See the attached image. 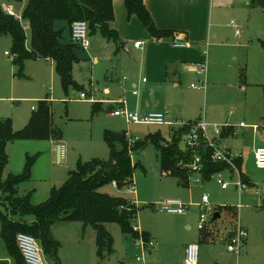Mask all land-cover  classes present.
<instances>
[{
	"label": "rangeland",
	"instance_id": "rangeland-1",
	"mask_svg": "<svg viewBox=\"0 0 264 264\" xmlns=\"http://www.w3.org/2000/svg\"><path fill=\"white\" fill-rule=\"evenodd\" d=\"M191 1L195 11H201L199 19L195 23L193 20L190 28L193 24L203 38L204 44L197 49L201 48V62H205L207 67L206 90L192 89L191 85L197 84L199 77L186 70L179 82H175L174 78L165 81L155 77L146 66L148 57L136 52L134 48L137 40L145 43V35L148 33L141 21L138 23L142 30L128 29L126 25L129 21L124 14L120 25H117L122 31H119L116 24L113 25L125 47L120 50L100 34H91L88 28L90 47H78L76 53L79 63L73 69V78L80 88H69L68 91L63 88L54 63L29 58L21 67L13 62L11 56L5 55L6 52L13 54L12 38L8 35L0 36V121H10L13 130L19 132L29 124L38 102L48 99L52 101L54 125L62 130L60 140L20 139L8 143L9 163L2 179L7 181L10 175H23L28 158L33 159L29 181L17 187V194L19 197L30 195L32 204L38 206L47 202L53 189L64 185L70 173L76 171L81 164L94 160L109 162L110 149L104 141L106 131L126 132L133 139L142 142H146L148 135L158 132L163 138L171 139L172 126L133 123L112 115V112L124 107L122 103L127 110L136 112L141 117L168 113L166 120L179 124L199 119L209 126L229 124L235 127L236 136L227 137L224 141H229L232 147L240 148L243 153L242 174L257 185L260 191L258 196L240 193L233 186L223 190L215 179L200 186L190 184L188 188L180 187L176 178L163 175L161 152L152 142H147L142 148H134L131 152L133 166H136L134 184L119 187L116 183H109L101 187L99 192L133 203L138 214L132 224L145 234L148 233L147 229H157L160 223L168 219L167 214L159 211L158 204L162 201L173 199L190 205L183 216L184 222L178 225L179 231L176 232L175 228L173 236L167 239L170 244L175 242L176 236L179 241L188 242L190 234L186 235V228L190 227L189 233L199 234L197 206L204 195L209 197L214 208L225 204L238 206V221L254 229L252 252L246 262L264 264V172H257L254 151L245 139L244 132L251 130L238 127L241 122L252 124V119L264 117L261 88L264 84V9L256 5L258 0H213L212 9L207 0ZM0 2L5 13L12 16L10 12H13L21 20L27 0ZM203 15L204 18L201 19ZM23 25L29 48V26L27 22H23ZM54 28L62 33L63 44H73L71 27L67 21H56ZM237 30L240 34H236ZM127 33L136 35L137 39L127 42ZM96 57L97 61L94 62ZM241 72L245 73V79L241 77ZM144 78L146 83H143ZM106 88L110 91L105 92ZM134 91L138 92L137 96L133 95ZM81 92H87L88 98H92L93 102L79 100ZM94 103L99 105L97 114L92 112ZM210 133L212 134V127ZM58 144L66 147L65 159L60 162L51 150ZM183 147L182 141L181 148ZM117 149L120 150L121 146L118 145ZM222 176L233 183L239 179L238 175L231 177L228 173ZM6 199V195L0 191V203L4 204ZM219 221V225L226 222L224 214ZM83 227L81 223L56 222L51 234L60 244L57 261L42 250L44 264H143L142 260L144 264H165L163 256L155 255L156 250L152 251L154 256L148 252L145 255H127L124 244L126 239L118 224L106 225L116 245L115 252L111 256L105 254L102 259L97 252L95 230L91 227L84 230ZM215 240L218 242L216 247L228 255L220 238L215 237ZM6 249L0 225V252ZM204 249L203 246L200 247L199 260L203 257ZM246 254L244 246L240 256ZM237 257L235 255V260L227 257L230 259L228 263L237 264ZM137 258L141 261L137 262ZM239 264H244V260Z\"/></svg>",
	"mask_w": 264,
	"mask_h": 264
},
{
	"label": "trees",
	"instance_id": "trees-1",
	"mask_svg": "<svg viewBox=\"0 0 264 264\" xmlns=\"http://www.w3.org/2000/svg\"><path fill=\"white\" fill-rule=\"evenodd\" d=\"M114 2L115 0H27L21 20L5 13L0 2V36L8 35L12 38L14 63L22 67L24 61L29 58L52 61L65 91L69 88L79 89L80 86L73 78L74 66L79 63L76 53L78 47L74 44H63L62 33L55 30L54 23L65 20L71 27L75 21H85L91 34H100L120 50L123 44L118 31L113 27ZM144 2L145 0H125L128 19L138 18L154 40L159 41L171 36L172 32L160 31L156 28ZM256 5L264 9L262 0H258ZM23 22H27L29 26V48ZM262 45L264 47V42ZM240 74L245 79V73ZM34 111L29 124L19 132L13 130L10 121H0V191L7 198L4 204L0 203L1 238L13 257L14 264H25L16 241L19 233L33 236L43 252L57 261L60 244L52 237L51 229L59 221L81 223L84 227L93 228L97 234L98 254L102 259L105 254L110 256L113 253L114 245L106 225L118 224L124 235L138 239L140 235L132 224L138 214L136 206L122 198L105 195L99 192V189L109 183H116L119 187L134 184L136 166H133L131 152L134 148H142L147 142L154 143L161 152L163 175L176 178L180 186L189 185L187 169L179 166L182 160L190 159V153L180 147L183 136L189 130L188 126L174 130L170 140L163 138L158 132L148 135L146 142L136 140L133 143L126 132L108 130L104 134V141L110 149L109 162L94 160L85 165L81 164L76 171L70 173L64 185L53 189L52 196L47 202L35 206L30 195L19 197L17 194V187L29 181L33 159L28 158L23 175H10L7 181L2 179L9 163L8 143L20 139L60 140L62 138V130L53 122L51 101L48 99L39 101ZM92 112L99 113L97 104L92 105ZM232 134L231 129L224 130L221 138H227ZM118 145L121 146L120 150L117 149ZM238 165L241 168L242 162L240 161ZM226 169L225 165L212 163L208 156L205 157L203 172L205 179ZM242 178L244 182H248L244 175ZM143 239H148L146 234L143 235Z\"/></svg>",
	"mask_w": 264,
	"mask_h": 264
},
{
	"label": "crops",
	"instance_id": "crops-1",
	"mask_svg": "<svg viewBox=\"0 0 264 264\" xmlns=\"http://www.w3.org/2000/svg\"><path fill=\"white\" fill-rule=\"evenodd\" d=\"M207 1L209 5L211 3V9H212L213 0H207ZM124 2L125 0H115L114 2V12H115V23L114 24H116V26L120 25L119 23H121L122 21L123 14L124 16H127L126 8L123 7V4H125ZM191 2H192L191 0H145L144 2L146 8L151 14V17L154 21L156 28L160 31L173 33L171 36L157 41V40L152 39L151 35L147 32L148 35H145L146 36L145 43L144 41H141V40H137L135 42V43L137 42L142 43L141 47L135 48L134 46V48L136 52H139L143 56L148 57L146 66L149 67L150 71L155 75V77H157L160 80L170 81L172 78H174L175 82H179L182 78L183 73H185V70L188 73H192L196 75L194 73V65L197 63H202L201 60L203 57H202V52H200L201 48H199L198 50L197 47H200L201 45L204 44V42H202L203 38L200 36L201 35L200 31L195 29V26L193 24H192V28H190L191 22L194 20L193 23H195L199 19L201 15V11H195L193 7L194 5H192ZM182 8H184V11L182 10ZM203 18H204V15L201 17V19ZM128 21L129 23L126 25L128 29L130 30L137 29L138 31L142 30L141 25L138 23L140 21L138 18L132 17L131 19H128ZM117 28L119 29V31H122L119 26H117ZM28 31H29V28H28ZM175 33L184 34L190 46L186 49H176L172 47L171 39ZM136 37L137 36L134 34L127 33L125 40L128 42V41H131L132 39H137ZM193 46L195 48H193ZM122 48H125V47L123 46ZM96 61H97V57L94 59V62ZM144 80L146 79L144 78L143 81ZM200 81L201 80L199 78V82ZM133 86L135 87V85ZM263 86L264 84L261 85L262 93H263ZM109 91H110L109 88L105 89V92H109ZM263 98H264V93H263ZM147 104H148V101H147ZM167 114L168 113L165 114L166 118H167ZM200 120L202 119H199L195 122H198ZM189 122L193 123L191 121ZM241 124H244L245 127H241L240 126ZM238 127L241 129L251 130V132L248 131L244 133H246L245 139H247L248 141L247 145H250L251 146L250 148L254 151L253 155H255V151L257 149L264 148V117L263 116H260L259 120L252 119V124H246L245 122H241ZM234 128H235L234 126H232L231 128V130L233 131V134L231 135L232 137L236 136V132ZM177 129L178 128L173 127L171 136L173 134V131ZM184 137L185 135L183 136L182 141H184ZM224 140L225 138L220 139V143L222 147L229 151L241 153L242 155L241 162L243 163V153L240 152L239 150L240 148L232 147L229 141L227 140L224 141ZM61 146H62L61 144H58L57 146L51 149L52 153H54L58 162L63 161V160H60ZM256 169H257V172H261V173L264 172V171L259 170L257 167ZM240 172L242 176L243 175L242 165L240 168ZM224 173H228V175H230L231 177L235 175L226 169L225 171L212 175L209 179H205L203 176L202 184L211 179H215V181L217 182L218 177H221L222 179L226 180L222 176ZM245 178L248 180V182H244L247 187L246 190L239 191L237 189L234 183H236L238 180L234 183L230 182L231 184L230 187L231 186L235 187V189L238 190L240 193H252L258 196L260 191L257 188V185L253 184V182L250 179H248V177H245ZM190 184H194V183H189V185L184 188H188ZM200 185H196V186H200ZM180 187H183V186H180ZM225 207H228V208L225 209ZM220 208H222V212L219 213ZM217 213L220 214V217L217 220L209 223V225L203 231L205 232L204 234L202 231H200L199 234L189 233L190 227L186 228L187 231H184V232H186V235L190 234L188 236V239H189L188 242L179 241L177 236L174 240L175 242L171 244L167 240L173 236L175 232V228H176V232L179 231L178 225L184 222L183 216L185 214L184 215H168L169 216L168 219L165 222L160 223L157 229H153V230L147 229L146 230L148 232L146 234L148 238L147 240L143 239V235L145 234L143 230L140 229L138 226H135V228L138 230L139 235H140L138 239H133L130 236H126L122 233V235L126 239V242L122 240V242H125L124 244L127 249L125 250V252L127 253V255L129 253H131V255H134V254L139 255V253H141L142 255H145L147 252L149 253V255H153L152 251L156 250L155 255L163 256L165 260V264H184L186 247L189 244L196 243V244H199L200 247L203 246V248H205L203 252V257L201 260H199V264H229L228 262H230V259H227V257L234 258L233 260H235V255L237 254L229 253L227 250V245L229 243V239L232 237L238 225L247 231L248 237H247V241L245 244V250H247V254L244 256L237 255L238 256L237 264H239L241 260H244V264H248L246 260L250 258L249 254H251L252 252L254 229L244 224L243 222L240 223L238 221V215H239L238 206H235V205L231 206V205L225 204L224 206L217 207ZM223 214L226 217V222L224 221V223H221L219 225V222H220L219 220H221V218L223 217ZM69 224H72V222H70ZM223 226H225L224 230L222 229ZM86 228L87 227H83L84 230H86ZM215 237H219L220 240L224 243V246L226 247V250H227L226 252L228 253V255L225 253V251L216 247L215 244H217L218 242L215 240ZM120 240L121 239H119V241ZM115 242L113 245V253L115 252L114 250L115 249L114 246L116 245ZM142 242L144 243V246H142ZM148 242H152L154 245L150 246L149 244H146ZM136 261L140 262L141 260L137 258ZM142 262L144 264V260H142ZM0 264H14V259L11 256L10 252L7 251V249L4 252H0Z\"/></svg>",
	"mask_w": 264,
	"mask_h": 264
},
{
	"label": "built area",
	"instance_id": "built-area-1",
	"mask_svg": "<svg viewBox=\"0 0 264 264\" xmlns=\"http://www.w3.org/2000/svg\"><path fill=\"white\" fill-rule=\"evenodd\" d=\"M10 12V11H9ZM12 16H16L15 13L10 12ZM234 23L232 22L231 25ZM88 24L85 21H75L71 26V38L74 45L79 48L87 49L90 47V38L88 33ZM237 34L240 31L237 30ZM142 43L137 42L134 44L135 48L141 47ZM172 46L176 49H186L190 46L186 39V36L182 33H175L172 36ZM5 55L11 56L14 59V55L6 52ZM53 63L52 61H50ZM194 73L200 78V82L197 84H192L191 88L196 90H206L207 88V67L205 62L197 63L194 65ZM144 83L146 80L143 81ZM138 92L134 91L133 95L137 96ZM89 94L87 92H81L79 95V100L81 101H91L89 99ZM119 110L112 112L115 117L125 118L133 123L146 124V125H168L172 127H184L188 126L189 130L184 137V147L181 148L183 151L190 153V159L188 161L182 160L179 166L186 168L189 173V183H194L195 185L202 184L203 172H204V162L205 157L208 156L210 161L215 164H222L227 167V170L235 175L239 176V179L234 185L239 191L246 190V184L244 183L240 168L238 163L242 161L241 153L229 151L224 149L220 143L221 134L224 130L231 129L232 126L225 124L222 126H209L203 120L193 123H178V122H168L166 120V115L162 113L151 114L147 116H139L138 113L127 110L125 104L122 103ZM245 127L244 124L240 125ZM212 127V134L210 129ZM127 137L131 140V143L138 139H133L132 136L127 134ZM66 155V147L64 145L60 148V160H64ZM255 165L256 167L264 171V148H259L255 151ZM218 185L226 190L230 187V182L217 178ZM159 211L167 215H184L190 209L189 205L182 203L180 200L167 199L158 204ZM199 207V225L198 229L200 231L205 230V228L214 219L217 213V208L212 207L210 204V199L207 195L202 197ZM134 230H138L134 227ZM139 233V232H138ZM248 233L241 226L236 227L235 232L229 239L227 245V250L229 253L240 255L242 249L244 248L247 241ZM18 248L23 256L25 264H44L42 257V249L39 242L31 235L25 233H19L16 238ZM150 246L154 244L148 242ZM142 246L144 243L142 242ZM199 244L193 243L189 244L185 249V261L184 264H199Z\"/></svg>",
	"mask_w": 264,
	"mask_h": 264
},
{
	"label": "water",
	"instance_id": "water-1",
	"mask_svg": "<svg viewBox=\"0 0 264 264\" xmlns=\"http://www.w3.org/2000/svg\"><path fill=\"white\" fill-rule=\"evenodd\" d=\"M219 217H220V214L219 213H216L215 216H214L213 221L217 220Z\"/></svg>",
	"mask_w": 264,
	"mask_h": 264
}]
</instances>
